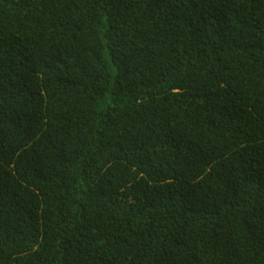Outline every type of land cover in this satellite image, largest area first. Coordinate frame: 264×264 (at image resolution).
Masks as SVG:
<instances>
[{
	"label": "trees",
	"instance_id": "1",
	"mask_svg": "<svg viewBox=\"0 0 264 264\" xmlns=\"http://www.w3.org/2000/svg\"><path fill=\"white\" fill-rule=\"evenodd\" d=\"M0 264H264V0H0Z\"/></svg>",
	"mask_w": 264,
	"mask_h": 264
}]
</instances>
